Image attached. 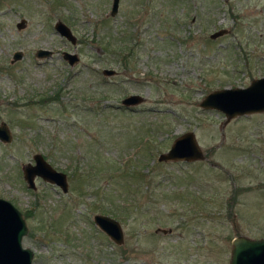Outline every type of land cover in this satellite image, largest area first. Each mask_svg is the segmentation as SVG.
<instances>
[{
    "label": "rangeland",
    "instance_id": "1",
    "mask_svg": "<svg viewBox=\"0 0 264 264\" xmlns=\"http://www.w3.org/2000/svg\"><path fill=\"white\" fill-rule=\"evenodd\" d=\"M110 3L0 0V121L12 135L0 197L26 215L31 264H227L233 236H264V110L225 120L198 102L264 75V0H118L112 15ZM130 92L144 99L119 106ZM184 131L202 157L158 160ZM33 151L66 173V191L26 185ZM95 213L119 221L120 244Z\"/></svg>",
    "mask_w": 264,
    "mask_h": 264
},
{
    "label": "water",
    "instance_id": "2",
    "mask_svg": "<svg viewBox=\"0 0 264 264\" xmlns=\"http://www.w3.org/2000/svg\"><path fill=\"white\" fill-rule=\"evenodd\" d=\"M118 0H111L109 14L117 11ZM25 19L21 17L15 25L20 28L24 25ZM57 33L69 42H75V36L71 29L62 20L56 19L53 23ZM226 29H218L209 34L211 38L225 32ZM50 49L36 48L34 55L37 57H48ZM21 56L20 50H15L12 60ZM61 57L69 65L78 61L77 53L63 50ZM112 68H102L103 75L113 74ZM144 96L131 93L121 98L123 105H133L141 102ZM198 104L202 108H214L225 115V120L233 116L246 113H253L264 110V75L252 78L245 86H231L215 88L205 93ZM11 131L5 124L0 122V141L11 140ZM202 157V152L197 144L192 131H184L176 136L168 149L157 155L158 160H191ZM34 163L22 165V176L26 185L34 188V176L57 185L62 191L67 189L66 174L63 171L54 169L40 153L34 156ZM94 224L103 231L110 240L116 244L123 241L122 227L119 221L106 214L95 213L92 215ZM162 230H164L162 228ZM27 232L26 220L21 211L9 200L0 197V264H31L32 250L23 246L21 239ZM230 250L227 264H264V236L247 237L237 234L231 238Z\"/></svg>",
    "mask_w": 264,
    "mask_h": 264
},
{
    "label": "flooded vegetation",
    "instance_id": "3",
    "mask_svg": "<svg viewBox=\"0 0 264 264\" xmlns=\"http://www.w3.org/2000/svg\"><path fill=\"white\" fill-rule=\"evenodd\" d=\"M35 52V51H34ZM115 73H116V71H115ZM115 73H113V75L115 74ZM245 86V85H244ZM131 93H136V92H130V93H127V94H125V95H123L122 97H124V96H126V95H128V94H131ZM138 94V93H137ZM121 97V98H122ZM120 101H121V99H120ZM119 106H122V107H124V108H131V106L130 105H123V104H121L120 103V105ZM1 122V121H0ZM179 135V134H178ZM177 135V136H178ZM176 137V136H175ZM174 137V138H175ZM173 138V139H174ZM173 141V140H172ZM36 153H40L41 154V156L54 168V169H56V170H58V171H61L60 169H57L53 164H51L48 160H47V158L43 155V153L42 152H39V151H33L32 153H31V157H30V159L26 162V163H30V164H33L35 161H34V158H33V156L36 154ZM263 162H264V156H263ZM26 163H23V164H26ZM23 164H21V167H20V171H21V175H22V165ZM64 172V171H63ZM65 173V172H64ZM66 174V173H65ZM23 177V176H22ZM38 180H43L41 177H39V176H34V178H33V181H34V186H35V181H38ZM66 180H67V175H66ZM45 181V180H44ZM50 183V182H49ZM53 184V183H52ZM23 215V214H22ZM24 217V216H23Z\"/></svg>",
    "mask_w": 264,
    "mask_h": 264
},
{
    "label": "trees",
    "instance_id": "4",
    "mask_svg": "<svg viewBox=\"0 0 264 264\" xmlns=\"http://www.w3.org/2000/svg\"><path fill=\"white\" fill-rule=\"evenodd\" d=\"M61 1H62V0H61ZM99 22H100V23H103V22H104V19H103L102 21H99ZM95 23H97V22H95ZM104 23H105V22H104ZM107 41H108V40L106 39L105 42H107ZM106 44H107V43H105V45H103V48H104V49H107V45H106ZM23 215L26 216L25 213H24Z\"/></svg>",
    "mask_w": 264,
    "mask_h": 264
}]
</instances>
